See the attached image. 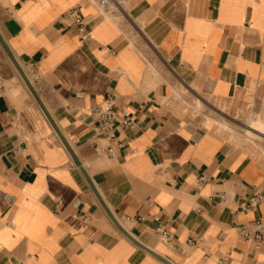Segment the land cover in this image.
<instances>
[{
  "label": "crops",
  "instance_id": "crops-1",
  "mask_svg": "<svg viewBox=\"0 0 264 264\" xmlns=\"http://www.w3.org/2000/svg\"><path fill=\"white\" fill-rule=\"evenodd\" d=\"M114 4L0 0V264H264V0Z\"/></svg>",
  "mask_w": 264,
  "mask_h": 264
},
{
  "label": "built area",
  "instance_id": "built-area-1",
  "mask_svg": "<svg viewBox=\"0 0 264 264\" xmlns=\"http://www.w3.org/2000/svg\"><path fill=\"white\" fill-rule=\"evenodd\" d=\"M115 0H100V4L103 8H106L114 4ZM70 15L74 17V24L77 25L81 32L85 33L87 30V23L84 17L78 10L73 9ZM120 107L114 98H107L103 106L96 110V117L98 125L95 126L96 131L112 133L115 129L116 114L119 112ZM123 125H133L130 118H125L122 121ZM110 154H113V149L108 150ZM162 235L169 238L168 231L162 230ZM242 235L250 240L255 249L264 248V220H255L249 225H245L241 228Z\"/></svg>",
  "mask_w": 264,
  "mask_h": 264
},
{
  "label": "water",
  "instance_id": "water-1",
  "mask_svg": "<svg viewBox=\"0 0 264 264\" xmlns=\"http://www.w3.org/2000/svg\"><path fill=\"white\" fill-rule=\"evenodd\" d=\"M101 201L103 203L104 199L100 196V194H98ZM110 212V211H109ZM110 215L112 217V219L114 220V222L116 223V225L120 228V230H122V232L131 240H133L136 244H138L139 246H141L142 248L146 249L147 251H149L150 253H152L153 255L161 258L162 260L166 261L169 264H173L171 263L167 258L163 257L162 255L158 254L157 252H155L154 250H152L151 248H149L148 246H146L144 243H142L140 240H138L135 236H133L129 231H127L124 226L115 218V216L110 212Z\"/></svg>",
  "mask_w": 264,
  "mask_h": 264
},
{
  "label": "rangeland",
  "instance_id": "rangeland-1",
  "mask_svg": "<svg viewBox=\"0 0 264 264\" xmlns=\"http://www.w3.org/2000/svg\"><path fill=\"white\" fill-rule=\"evenodd\" d=\"M118 1H120V0H118ZM109 7H111V8H116L117 6H116V4H112V5H110ZM102 9L104 10L103 7H102Z\"/></svg>",
  "mask_w": 264,
  "mask_h": 264
}]
</instances>
